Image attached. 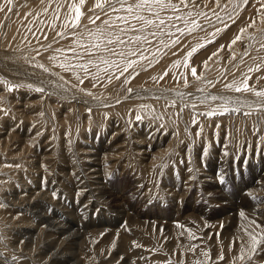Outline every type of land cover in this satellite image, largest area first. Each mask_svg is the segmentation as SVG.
<instances>
[{"label":"bare ground","instance_id":"bare-ground-1","mask_svg":"<svg viewBox=\"0 0 264 264\" xmlns=\"http://www.w3.org/2000/svg\"><path fill=\"white\" fill-rule=\"evenodd\" d=\"M194 1L184 12H162L166 20L163 29H172L181 21H168L170 15L185 17L189 10L207 9L216 3ZM73 2L78 0H13L11 13L6 9L0 12V81L19 86L9 92L0 82V205H4L0 207V264H206V249L198 248L195 239L211 242L207 264H231L233 259V264H249L247 257L244 261L237 257L248 242L245 229L252 230L251 221H256L257 231L264 227V110H257L264 101L251 92L231 91L225 84L247 75L250 85L264 88L262 42L243 43L247 37L244 34L229 47L240 35L242 24L255 20L260 0L246 4L242 22L228 19L216 26V13L209 10L204 13L207 18L198 14L201 28L189 33L184 25L180 27L184 33L176 31L174 36H152L150 33L157 29L151 27L143 33L121 32L120 28L127 26L113 24L115 15L114 21L107 18L114 13L110 14L112 9L108 5L103 11L96 9L95 0H85L78 26L73 27L70 17L75 13L68 8ZM112 3L120 7L116 0ZM100 12L104 16L100 14V19L91 23L89 17L94 19ZM107 12L109 15H105ZM193 16L188 20L196 19ZM106 18L113 21V27L103 23ZM133 24L141 27L140 22ZM98 27L105 35L109 31L119 35L125 44L108 45L102 40L101 47H91L97 42L89 33H95ZM136 35L157 43L150 47L146 62L138 61L121 74L127 60L145 53L138 51L146 48V42L130 40ZM176 38L179 44L164 46ZM196 44L205 47L195 52L185 67L186 53ZM243 44L245 48L237 54ZM105 47L124 52V58L105 52ZM129 48H139L137 55L127 56ZM217 56L221 61H216ZM256 56L261 63L254 60ZM102 57L117 61L119 68H109L97 76L96 67L89 64L85 76L80 68L65 71L58 66L91 60L104 68ZM257 65L261 68L258 72ZM193 67L200 79L192 76ZM165 72L167 75L160 79ZM77 75L84 79L83 84ZM36 88L44 91L37 92ZM89 91L92 95L86 94ZM224 108L228 111L223 115H207ZM235 108L240 111H231ZM245 112L251 115L245 116ZM182 154L189 161L192 158L193 166L181 161L179 171L171 175L196 178V187L208 189L199 200L219 204L213 215L203 212L206 223L200 218L203 207L179 203L175 214L160 216L133 211L132 206L129 211L123 191L113 193L114 174L131 173L133 181L138 178L131 185L139 194L147 184L133 170L155 175L161 160L180 161ZM169 170L166 167L165 171ZM236 177L243 187L239 203L217 189L218 185L224 188L229 179L237 183ZM192 185L169 182L161 189L169 196H183L182 200ZM181 186H185L181 191L186 190L179 195ZM241 211L247 219L240 216ZM123 221L124 227L118 229ZM163 247L171 251L167 257L165 251L160 256L158 248ZM128 248L135 253H129ZM220 254L223 261L218 260ZM251 264H264V247L257 250Z\"/></svg>","mask_w":264,"mask_h":264},{"label":"snow or ice","instance_id":"snow-or-ice-1","mask_svg":"<svg viewBox=\"0 0 264 264\" xmlns=\"http://www.w3.org/2000/svg\"><path fill=\"white\" fill-rule=\"evenodd\" d=\"M180 5H184L187 6V0H179ZM217 2V6H219V0H216ZM231 2V0H230ZM116 3L120 5L119 8H117L115 6V4L112 3V0H95V4L94 7L96 9H100L101 11H103L105 9V5H108L112 11L115 12H119V11H124L127 13L126 16H116L115 19L118 21H122L127 27L124 28H120L121 32H125V31H133V32H140L143 33L146 29L148 28H156L157 31H153L150 34L152 36H161L164 35L163 32V28L166 26V20L164 17L161 16L162 12H165L166 10H170L173 13H178L180 11V8L177 4L173 3L172 0H135V3H126V0H116ZM244 4H248V0H243ZM85 4V0H78L77 2H73L71 4L68 5L69 8V12H74L75 16L74 17H70V19H72L74 21V23L72 24L73 27H77L78 26V22L82 16V12H81V6ZM237 7H239V5H237ZM261 8L264 9V2L261 3ZM5 9L7 10L8 13H11L13 11V0H4L3 4H0V12H4ZM59 9V6H58ZM57 9V11H58ZM47 8L44 9L45 12H47ZM93 9H89V11H92ZM145 13H148V15L146 16ZM107 15V13H105ZM189 16H191V13H188ZM200 15H205L204 13H200ZM131 20H135L137 22H140L141 27L137 28L134 24L130 23V19ZM58 18V17H57ZM207 18V17H206ZM100 16L97 15L95 17V19H92L91 17H89V20L91 23L95 24L96 20H99ZM184 20L185 25L188 26V32L192 33L194 31H196L197 29L201 28V25L195 20H187L182 16L179 15H175V16H168L167 20L171 21V20ZM235 22V21H234ZM104 24L108 25L110 28L113 27V25L111 24V22L109 20H105L103 22ZM248 27H252V25H247L245 28H241L240 29V33H243L246 31V29ZM177 32L183 34L184 33V29L182 28H177L176 29ZM219 31V30H218ZM89 35H91L93 37V39L97 42L93 45H91V47L93 48H99L101 47L100 41L102 40H106L108 45H111L113 43H119L121 45L125 44V41L123 39L120 38L119 35L114 34L113 32L109 31L107 33V35H105V31L102 28H97V31L95 33H89ZM169 36L174 35L173 33L169 32L168 33ZM241 39V36L239 34H237L235 36L234 39L231 40V43L229 44V47H231L232 45H235L237 43V41H239ZM130 40L136 41V42H146V43H150V41H148L147 37L143 36V35H136V36H132L130 37ZM212 41H209V43H211ZM180 43V39L176 38L173 39L171 41V44H165V47H169V46H175L177 44ZM161 44H164V41H161ZM87 49V46H84ZM205 47L204 44H198L197 46L193 47L190 51H188L186 53L185 56V67H188V59L191 58L193 56V54L195 52H197L200 48ZM261 47H264V44L261 45ZM224 48V45H221V49ZM105 52L110 53L111 55H119L122 59L125 56L124 52H120V53H116L114 49L111 48H104ZM137 53L136 51L132 50L131 48L128 49L127 52V56H136ZM213 55H216V53H213ZM244 55H248L247 51H245ZM233 59H235V56L233 55L232 57ZM52 59H55V57H52ZM140 59H147V57L143 56L141 54ZM101 63L105 66L104 68H101L99 64H94L93 61L89 60L87 63H82V64H76V65H66V64H59L58 66L61 68H64L65 71H68L69 68H80L84 71L85 76L88 75L89 72V64H92L93 67H96L97 69V73L96 75L98 76L101 72H107L109 68H119V64L117 61L115 60H110L107 58H101ZM136 63H138L137 60H127L125 63L124 68L121 71V74H123V72H127L128 68L132 67L133 65H135ZM179 63V62H177ZM207 62H205V66H206ZM38 67L43 68L44 71H48L47 68H44L43 65H38ZM260 65H257L255 68V71H260ZM253 69L249 68V72H252ZM191 74L194 78L196 79H200V77L197 75V71L196 68H192L191 69ZM167 75V72L164 73V75H162L160 77V79H163L164 76ZM119 77H117L118 79ZM109 82H111V77H108ZM153 79L155 80L156 78L153 77ZM251 79V77L245 75L243 77V79L236 81L233 80L230 83L225 84V88L234 91V92H238V93H248L251 92L253 95H255L256 97L261 98L262 101H264V88L261 89H257L255 86H252L249 84V80ZM262 79H264V77H262ZM77 80L80 82V84L84 83V79L81 78L79 75H77ZM2 83H4L6 85L7 91H12L14 88H18V85H8L7 81H0ZM211 83V82H209ZM185 85H187V78H185ZM214 86V85H213ZM29 88H31V85L28 86ZM35 91L37 92H43L44 89L43 88H36ZM81 91H84V89H81ZM128 91H131V89L129 88ZM87 95H92V93L86 92ZM211 99L216 100L219 99V97L217 96H212ZM257 110H264V103H261L260 105L257 106ZM89 112L91 111L90 109L88 110ZM225 111H228L227 108H224L223 110H219L217 111H213V112H209L207 113V115H215V114H220L223 115ZM231 111H235V112H239L240 109L239 108H235V109H231ZM5 115H7V112L5 111ZM245 116L251 115L250 112H245L244 113ZM137 120H140L141 117L139 115H137L136 117ZM53 197L56 198L57 197V193L54 191L52 193ZM4 205H0V207H3ZM240 216L244 217L245 219H247V217L245 216V213L243 211L240 212ZM251 226H252V230L249 231L248 229H245V232L248 236V242L245 243L241 248H240V252H239V256L237 257L240 261H244L245 258L247 257V260L249 261V264H251V261L253 260V257L255 256L256 252L258 249H260L261 247H264V227H260L259 231H257V225H256V221L252 220L251 221ZM182 227V226H181ZM222 227V225H221ZM191 235V233H190ZM138 246V245H137ZM247 249V250H246ZM193 250L194 249H190ZM203 255H205L206 257L209 256L208 253H203ZM210 258V257H209ZM13 259H15V257H13ZM220 260H223L224 257L223 255L219 256ZM169 264H171V262H169ZM197 264H201L200 261H197Z\"/></svg>","mask_w":264,"mask_h":264},{"label":"rangeland","instance_id":"rangeland-1","mask_svg":"<svg viewBox=\"0 0 264 264\" xmlns=\"http://www.w3.org/2000/svg\"><path fill=\"white\" fill-rule=\"evenodd\" d=\"M179 1V0H178ZM196 1H198V0H196ZM201 1V0H200ZM203 1V0H202ZM223 1H224V3H223ZM229 1V2H228ZM227 2H226V0H221V1H219V6H217V2L216 3H214V5L213 4H211V5H209V7H207V9L205 8V9H203V10H199V9H195L197 12L195 13V10L194 11H188V13H191V15L193 16V17H195L196 19V21L200 18V16L198 15V14H200V13H207V12H209V10H210V12H211V14L212 13H216L215 14V19L213 20V24L214 25H216V26H220V25H222L225 21L224 20H226V21H228V19L230 20V21H238V20H240L241 22H242V19H243V14H245V12H244V10H245V6H246V4H244L243 3V0H231V2H230V0H228ZM250 1H252V0H248V2H250ZM257 1H259V0H256V2ZM188 3H187V6H184V5H180V2H177V1H175V4H177L178 6H179V8H180V11L179 12H184V11H186L187 9H189L188 7H190L192 4H194L193 2H195L194 0L192 1H187ZM192 2V3H191ZM262 2H264V0H260V2H259V5H258V10L256 11L257 13H255V20L253 21V22H244L243 24H244V27L245 26H247V25H254L253 26V29H252V27H249V31H248V29L246 30L247 32H243L242 34L240 33V35H241V38L242 37H244L245 35L247 36V37H244L245 39H244V41H243V43L245 42V41H247L248 42V40H249V42H250V44L252 43V45H254L253 43L255 42V44L257 43V45H259V42L261 43V45L262 44H264V25L262 26V24H264V18H263V16H264V9H262L261 8V3ZM191 3V4H190ZM198 3V2H197ZM222 3V4H221ZM258 3V2H257ZM225 4V6H223ZM249 4V3H248ZM237 5H239V7H237ZM215 6V7H214ZM223 6V8H221V7ZM212 7V8H211ZM220 7V8H219ZM182 8H184V10L182 9ZM211 8V9H210ZM216 8V9H215ZM218 8V9H217ZM259 8H260V10H259ZM111 10V9H110ZM109 11V10H108ZM263 11V12H262ZM166 12V11H165ZM167 12H171L170 10L169 11H167ZM221 12V13H220ZM262 12V13H261ZM113 13V11H111L110 12V14H112ZM117 13V14H116ZM118 13H120V15H124V13H125V15L124 16H126L127 15V13L126 12H122V11H119V12H115V14L113 13L111 16L109 15V12H107V15H109V17L107 16V18L109 19L110 17H113V21H114V16L113 15H115V17L116 16H118L119 14ZM173 13V12H172ZM188 13H186V15H185V19H191V17L192 16H189L188 15ZM102 15L101 17H103L104 15V12L103 13H98V14H96V16L97 15ZM147 14L148 13H145V15L147 16ZM196 14V15H195ZM211 14H209V15H211ZM232 14V15H231ZM106 15V14H105ZM257 15V16H256ZM263 15V16H262ZM95 16V17H96ZM187 16V17H186ZM262 16V17H261ZM106 18V19H107ZM232 18H234V19H232ZM260 18V19H259ZM95 19V18H94ZM107 19V20H108ZM263 19V20H262ZM116 20V19H115ZM257 20H259L258 22L259 23H257ZM262 20V21H261ZM113 21L111 22V23H113ZM132 21V22H131ZM250 21V20H249ZM114 22H116V23H113V24H115V25H118L117 23H119V24H121L122 25V21H121V23H120V21L118 22V20L117 21H114ZM135 22V20H131L130 19V23H134ZM260 22H262V24L260 23ZM254 23V24H253ZM257 25H256V24ZM183 24V25H182ZM243 24H242V26H241V28H243ZM258 24H260V25H258ZM123 25H125L124 23H123ZM184 25H185V22H184V20H181V21H179L177 24H176V26L174 27V28H172V29H163V32L165 33V34H167L168 35V33L169 32H171V33H175L176 32V29L179 27H184ZM256 25V26H255ZM136 26V25H135ZM190 25H188V27H189ZM259 28H260V30H259ZM183 29V28H182ZM166 30V31H165ZM186 30H188V28L186 29ZM185 30V31H186ZM253 30H255V32L253 33L252 31ZM256 30H258V34H257V31ZM263 30V31H262ZM252 33H251V32ZM249 32V33H248ZM263 32V33H262ZM205 34H207V33H205ZM208 34H209V32H208ZM210 34L212 35L213 33L212 32H210ZM209 34V35H210ZM245 34V35H244ZM255 34H257V35H255ZM260 34H263V35H260ZM255 35V36H254ZM169 36V35H168ZM172 36H174V35H172ZM259 36V37H258ZM260 36H262V37H260ZM255 37V38H254ZM173 38H175V37H173ZM263 40V41H262ZM154 41V43L156 44L157 42V40H153ZM203 42V41H202ZM154 43L152 44V43H146V48L145 49H142V47H140L141 49H140V51H138L139 50V48H135V51L137 50L138 52H139V54H141V53H143V52H145V53H143L142 55L143 56H145V57H147V56H149V55H146V54H148L149 53V51L151 50L150 49V47L151 46H153L154 45ZM198 43H200L199 41H198ZM149 44V45H148ZM196 45H198V44H196ZM148 46V47H147ZM250 46V45H249ZM145 47V46H144ZM239 48V47H238ZM242 48H245V45L243 44V45H241L240 46V48H239V51H238V49L236 50L237 51V54H240L241 53V50H242ZM148 51V52H147ZM154 52H155V54H154ZM152 51V53H153V55L155 56L156 54H157V52L156 51ZM261 56L263 57V61H264V52L262 51L261 52ZM141 56V55H140ZM140 56H139V58H140ZM139 58H136V59H132V60H137V61H139V62H146V59H143V60H141V59H139ZM148 58V57H147ZM257 58H259V56L257 57H254V60H256ZM149 59V58H148ZM216 61H221V57H219V56H217L216 57ZM241 61V60H240ZM242 61H244V59L242 60ZM256 62L257 63H261L262 62V60H256ZM240 63H242V62H240ZM134 67V66H133ZM133 110H134V108H133ZM154 148H157V147H154ZM236 153L238 152V150H236L235 151ZM232 155V154H231ZM185 156V157H184ZM183 157V158H182ZM164 159H167V158H164ZM172 158H168V160H167V162H166V160L165 161H163V160H161V162L157 165L158 167H159V172H157V174H153V175H148V174H145V172H143V174H142V172L141 173H139V172H137L136 170H133L134 171V173H136V177H142V179H143V182H145L147 185L144 187V189H142L141 190V193H135L136 191H138L136 188H132V186L136 183V181H138V178L136 179V180H134L133 181V179H134V177L135 176H132V174L131 173H129V175H127V174H125V175H120V173L119 174H114V180H113V185H114V191H113V193L115 194V195H118V194H120L119 192H118V190H121V192H122V194H123V196L125 197H127V203L128 204H130L129 206H128V210L129 211H132V210H130V208H131V206H132V209H133V211H137V212H146V213H152V214H155V215H160V216H170L172 213H176V211H177V209H178V205H179V203H182V205L184 206V207H186V206H189V207H191V206H193V207H198V208H202L203 207V209H201L199 212L201 213L200 214V218H201V220H203L205 217H204V214H203V212H205V213H208V214H210V215H213L214 214V212L213 211H215V210H217L218 209V207H219V204H217V203H214V206H213V203L211 202V201H207V202H204V201H201V200H199V197H202L203 195H205L206 194V190H208L207 188H205L206 186H204V187H199V186H197L196 187V185H197V183L196 182H194V179L197 181V179L196 178H192L193 180H190L191 178H188L187 177V179H185L184 178V176H183V178H182V176H179L178 174H175L174 176H172L171 175V173L172 172H177V171H179V169L181 168L180 166H182L183 165V163L182 162H185V160H187V162H189L190 163V167H192L193 166V160H192V158H190V161H189V159H188V157H187V155H181V159H180V161H173V160H171ZM171 160V161H170ZM182 161V162H181ZM193 161V162H192ZM175 162H176V164H175ZM166 163V164H165ZM174 163V164H173ZM171 165H174V166H171ZM178 165V166H177ZM166 167H169V168H171V170H169L168 172H166L165 171V169H166ZM173 167V168H172ZM175 168V169H174ZM136 171V172H135ZM68 171L67 170H64V172L63 173H67ZM133 173V174H134ZM117 175V176H116ZM121 176V177H120ZM112 177V178H113ZM126 180H125V179ZM180 180H181V182H180ZM235 180H238V182L237 183H235L234 182V180H232V179H229V181H228V183L226 184V186L224 187V188H221V187H219V185H218V190H223V191H225V193H227L228 194V196L232 199V200H234L236 203L238 202L239 203V190L240 189H242L243 187H239V179L236 177L235 178ZM221 181V180H220ZM169 182H174L176 185H181V183H187V185H188V182H192V189H191V191L189 192V194H186V196L184 197V199H182V200H180V197L182 198L183 196H176V197H174V196H169L166 192H165V189L163 190V189H161L162 188V186H163V183H165V185H166V183H169ZM179 182V183H178ZM132 183H134L133 185H131ZM122 185V186H121ZM143 185V184H142ZM144 186V185H143ZM167 187V186H166ZM185 188V186H181V187H179L178 189H177V191L178 192H180V194L179 195H181V194H183L184 192H185V190H183V191H181L180 189L181 188ZM167 188H169V187H167ZM198 188V189H197ZM202 188V189H201ZM163 190V191H162ZM203 191H204V193H203ZM230 192V193H229ZM168 195V196H167ZM174 197V198H173ZM233 197V198H232ZM186 200V201H185ZM198 200V201H197ZM152 201V202H151ZM212 204H211V203ZM184 203V204H183ZM211 205L210 207H208L209 206V204ZM218 205V206H217ZM212 207V208H211ZM175 210V211H174ZM188 211H190V210H188ZM208 211V212H207ZM210 211V212H209ZM176 217V216H175ZM175 219H178V216L175 218ZM173 221H175V220H173ZM172 221V222H173ZM204 221V223H206L207 221H205V220H203ZM176 222H179L178 220L176 221ZM126 223L125 221H123L120 225H122V226H120L119 225V227H118V229H120V228H122V227H124V224ZM80 226V225H79ZM204 229V228H203ZM209 229V228H208ZM210 231V233L211 232H213L212 230H209ZM180 235H184V233H181ZM197 240V241H196ZM119 241H120V243H121V239H119ZM195 242H198V244H197V247L198 248H201L202 246H204L203 247V249H206V253H208V254H210V252L212 251L211 249H212V245H211V242H202V241H200V240H198V239H195ZM208 243V244H207ZM124 244H126V243H124ZM205 244V245H204ZM157 247V246H156ZM179 248V247H178ZM128 250H130L129 248H128ZM135 250H130L129 251V253L130 252H132V253H135L134 252ZM158 251L160 252V256H163V253H164V251H165V253H164V256L165 257H167V254H169L168 252H171L170 250L168 251V249L167 248H164L163 247V249H160V248H158ZM167 252V253H166ZM221 255V254H220ZM219 255V256H220ZM224 257V256H223ZM225 259V258H224ZM223 259V260H224ZM205 263L207 264V262H208V260H209V256L208 257H206L205 256ZM218 260H220V259H218ZM222 260V261H223ZM236 260V259H235ZM235 260L233 259V261L231 262V264H233L234 262H235Z\"/></svg>","mask_w":264,"mask_h":264}]
</instances>
